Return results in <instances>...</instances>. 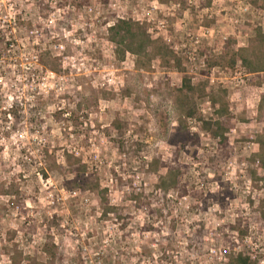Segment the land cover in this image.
Wrapping results in <instances>:
<instances>
[{"label":"rangeland","instance_id":"374dc122","mask_svg":"<svg viewBox=\"0 0 264 264\" xmlns=\"http://www.w3.org/2000/svg\"><path fill=\"white\" fill-rule=\"evenodd\" d=\"M121 20L175 60L120 61ZM0 27V264H264V0H0ZM230 39L253 65L210 68ZM77 162L118 215L73 185ZM170 170L185 197L160 189Z\"/></svg>","mask_w":264,"mask_h":264},{"label":"trees","instance_id":"16d2710c","mask_svg":"<svg viewBox=\"0 0 264 264\" xmlns=\"http://www.w3.org/2000/svg\"><path fill=\"white\" fill-rule=\"evenodd\" d=\"M110 40L116 46V53L120 61H124L128 54L133 55L136 58V65L138 67H143L144 70L151 68L153 61H159L165 65H170V61L175 60L174 54L172 59V53L169 47L161 39H153L148 30L141 24L135 23L133 21L121 20L117 21L113 27L109 29ZM10 35H8L4 29L0 27V78L6 75V72L1 71V64H9V54L12 52V45L9 41ZM259 45V50L264 53V34L259 31L254 39ZM249 52L248 50L237 48L236 41L233 39L228 40L225 43L223 52L221 56L210 66L213 67H229L234 70L239 63L244 67L252 66L253 63L249 57H245V54ZM264 59V58H263ZM52 58L50 56H38L39 65L45 69L49 70ZM55 71V70H51ZM55 73V72H54ZM194 88L192 82L189 78L184 77L183 85L177 94L174 96L175 104L180 111L183 119H192L196 115L195 106L192 102V94L194 93ZM205 94V91H202ZM215 100V99H213ZM183 123V122H182ZM220 124H216V130H212V135L214 140L220 142L222 146L226 142L224 139V134L222 133V128H219ZM211 127V125H210ZM206 129H210L209 127ZM185 144L189 142L186 138H180V141L172 142L173 144ZM217 159L213 158L212 161ZM159 164L156 166L152 165L155 171H158ZM86 168L81 162H77L72 172L74 176L73 185L77 189H90L100 196L103 200L102 206L105 210V215H118L114 208H110L108 202L105 199V191L101 190L99 184L95 186H89L88 179L85 178ZM177 174H174L173 170L168 171L166 178L161 179L160 189L168 195L171 192H178L180 190V181L176 179ZM170 180V183H167ZM181 197H185L187 192L185 187L181 188ZM9 193V192H6ZM150 206L151 203H148ZM230 264H255L251 258L247 256L239 255L232 259Z\"/></svg>","mask_w":264,"mask_h":264}]
</instances>
